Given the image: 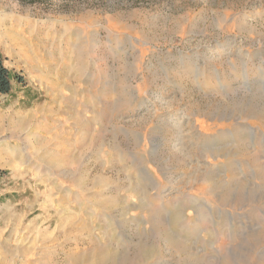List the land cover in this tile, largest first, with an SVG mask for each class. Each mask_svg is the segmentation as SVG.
<instances>
[{
  "label": "rangeland",
  "instance_id": "rangeland-1",
  "mask_svg": "<svg viewBox=\"0 0 264 264\" xmlns=\"http://www.w3.org/2000/svg\"><path fill=\"white\" fill-rule=\"evenodd\" d=\"M0 16V264H264V0Z\"/></svg>",
  "mask_w": 264,
  "mask_h": 264
},
{
  "label": "trees",
  "instance_id": "trees-1",
  "mask_svg": "<svg viewBox=\"0 0 264 264\" xmlns=\"http://www.w3.org/2000/svg\"><path fill=\"white\" fill-rule=\"evenodd\" d=\"M14 79L13 76L4 64V58L0 52V96L7 95L10 90Z\"/></svg>",
  "mask_w": 264,
  "mask_h": 264
},
{
  "label": "bare ground",
  "instance_id": "bare-ground-1",
  "mask_svg": "<svg viewBox=\"0 0 264 264\" xmlns=\"http://www.w3.org/2000/svg\"><path fill=\"white\" fill-rule=\"evenodd\" d=\"M12 26V25H11ZM7 26H6V22H5V19H3L2 18V16H0V38H2V37H4V35H5V32H6V30H7V28H6ZM10 30V29H9ZM8 33V32H7ZM15 33V32H14ZM9 34V33H8ZM13 38V37H12ZM14 40V39H13ZM29 59V58H28ZM36 65V64H35ZM244 76V75H243ZM48 85V84H47ZM50 85V84H49ZM50 95V94H49ZM56 106V105H55ZM54 106V107H55ZM250 109V108H249ZM252 109V108H251ZM263 116V115H262ZM261 117V116H260ZM247 119V118H246ZM262 119H264V118H262ZM49 128V127H48ZM43 129H45V127L43 128ZM257 132H259V131H257ZM35 134V133H34ZM256 135H258V133H256ZM264 136V135H263ZM261 142H262V138H261V140H260ZM260 144H262V143H260ZM263 144H264V141H263ZM258 159V158H257ZM261 166L263 167V169H264V166L261 164ZM258 175H259V177H262L261 175H262V172L261 171H258ZM204 183L207 181V179H203L202 180ZM210 194V193H209ZM227 195V194H226ZM225 195V196H226ZM224 196V197H225ZM215 197L216 198H220L219 196H216L215 195ZM264 198V197H263ZM196 214H199V211L198 212H196ZM199 216V215H198ZM203 219H205V215H203ZM261 236V235H260ZM262 238V237H261ZM264 238V237H263ZM260 239V238H259Z\"/></svg>",
  "mask_w": 264,
  "mask_h": 264
}]
</instances>
